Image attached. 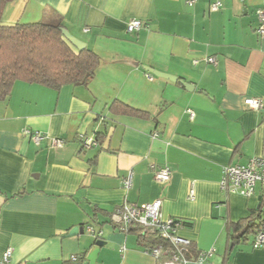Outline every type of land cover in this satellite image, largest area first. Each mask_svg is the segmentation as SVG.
Here are the masks:
<instances>
[{
	"label": "crops",
	"instance_id": "0c3cea01",
	"mask_svg": "<svg viewBox=\"0 0 264 264\" xmlns=\"http://www.w3.org/2000/svg\"><path fill=\"white\" fill-rule=\"evenodd\" d=\"M217 1L219 10L211 11ZM258 10L264 11V0L8 3L1 25L60 23L100 64L87 86L55 91L16 81L0 102V259L10 248L8 264H74L71 256L80 260L76 264H158L137 236L114 228L101 212L160 200L162 216L180 222L178 234L196 253L212 251L207 263L264 264V246L253 248L254 235L232 243L233 232L226 229L259 206L264 211V193L257 187L250 197L227 195L219 186L225 166L264 158ZM131 20L143 27L126 32ZM142 66L178 81L153 76ZM247 98H259L262 108L248 109ZM113 102L149 118L113 114ZM25 130L65 144L36 145ZM103 133L92 148L78 140L80 134ZM162 167L171 173L167 183L153 178ZM129 175L131 186L124 188ZM74 227L83 233L68 237ZM194 258L189 254L187 264H201Z\"/></svg>",
	"mask_w": 264,
	"mask_h": 264
},
{
	"label": "trees",
	"instance_id": "16d2710c",
	"mask_svg": "<svg viewBox=\"0 0 264 264\" xmlns=\"http://www.w3.org/2000/svg\"><path fill=\"white\" fill-rule=\"evenodd\" d=\"M14 0H0V20L5 6ZM60 23H17L3 26L0 22V102L9 97L16 81L40 85L55 91L63 86H87L94 78L100 64L99 57L88 47L77 51L62 36ZM110 111L117 115L149 118L148 114L130 108L120 102H113ZM105 134L96 135L101 144ZM110 218L112 213L101 212ZM112 224V222L110 221ZM244 231L238 234L241 227ZM113 227L119 229L113 224ZM230 241L244 243L249 235L264 231V211L261 206L237 223L227 225ZM229 232V233H230ZM127 234L137 236L140 243H158L156 240L143 239L134 228L129 227ZM253 243V242H252ZM189 254L196 252L193 246ZM189 257V255H188ZM80 261L79 259L77 260Z\"/></svg>",
	"mask_w": 264,
	"mask_h": 264
},
{
	"label": "built area",
	"instance_id": "2783aa9c",
	"mask_svg": "<svg viewBox=\"0 0 264 264\" xmlns=\"http://www.w3.org/2000/svg\"><path fill=\"white\" fill-rule=\"evenodd\" d=\"M220 3L214 2L210 6L211 11H218ZM258 27L256 33L264 36V11H257ZM143 24L139 20H131L126 25V32L133 33L140 30ZM208 61L215 65V60L209 58ZM245 106L250 110H260L262 108L259 98H247L244 100ZM190 118L193 113L188 111ZM24 135L38 145L41 141H48L52 148H63L65 141L58 138H49L45 134L37 131L25 130ZM83 148H92L98 146L95 138L86 135H78ZM171 173L168 168H156L153 171V178L158 183L169 182ZM131 186V175L124 181V188ZM222 192L227 195L237 194L243 197H250L254 194L257 187H260L264 193V158L252 157L244 165H229L222 169V176L219 181ZM194 190L191 183L189 198L193 199ZM112 224L119 227V230L126 233L129 227L134 228L143 237V239L159 241L155 244L144 242V253L153 257L158 264H187L189 259L191 242L178 234L181 227L179 221L172 218H164L161 213V202L155 200L149 204L130 205L125 204L112 212L110 216ZM87 232L95 235V231L91 226L87 227ZM97 235H101L99 232ZM253 248L264 246V231L255 235ZM12 250L6 249L0 259V264H8ZM212 255V251L197 252L194 261L201 264L207 263V259ZM76 256H71L70 261L76 264L78 261Z\"/></svg>",
	"mask_w": 264,
	"mask_h": 264
},
{
	"label": "water",
	"instance_id": "95a60500",
	"mask_svg": "<svg viewBox=\"0 0 264 264\" xmlns=\"http://www.w3.org/2000/svg\"><path fill=\"white\" fill-rule=\"evenodd\" d=\"M61 34L63 36V38L72 46L74 47L77 51H82L83 49L86 48V44L84 42H82L81 40L75 38L74 36H72L68 30H66L65 28H61ZM120 64H124L130 67H137L138 66V62L135 61H131V60H118L117 61ZM142 69L145 70L146 72L152 74L153 76L156 77H160V78H164L167 79L169 81L172 82H176L178 81V78L157 70H153L148 66H142ZM185 88H188V84H186L183 81H179ZM77 233H83V229L82 227H74L72 228L69 232H68V237L74 236Z\"/></svg>",
	"mask_w": 264,
	"mask_h": 264
}]
</instances>
